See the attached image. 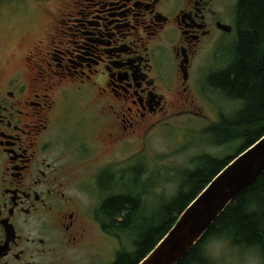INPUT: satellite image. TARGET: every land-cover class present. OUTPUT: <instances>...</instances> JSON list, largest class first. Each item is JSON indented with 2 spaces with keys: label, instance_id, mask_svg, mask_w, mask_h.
<instances>
[{
  "label": "flooded vegetation",
  "instance_id": "obj_1",
  "mask_svg": "<svg viewBox=\"0 0 264 264\" xmlns=\"http://www.w3.org/2000/svg\"><path fill=\"white\" fill-rule=\"evenodd\" d=\"M31 1L52 21L0 25V264H75L117 194L101 173L117 161L93 156L194 111L196 59L235 27L212 0Z\"/></svg>",
  "mask_w": 264,
  "mask_h": 264
},
{
  "label": "trees",
  "instance_id": "obj_2",
  "mask_svg": "<svg viewBox=\"0 0 264 264\" xmlns=\"http://www.w3.org/2000/svg\"><path fill=\"white\" fill-rule=\"evenodd\" d=\"M236 40L233 58L227 67L212 71L207 83L242 107L231 115L220 114L205 129L217 146L237 143L232 155L202 154L196 167L188 171L179 193L163 205L155 218L142 214L135 184L126 183L121 191L119 177L102 179L103 189L117 187L101 208L107 219L103 229L136 235L132 251H120L113 264H138L167 234L183 210L233 158L264 135V0H238L235 10ZM239 143V144H238ZM225 240L235 248L256 252L264 264V174L233 201L201 241L179 264H216L207 250L209 241Z\"/></svg>",
  "mask_w": 264,
  "mask_h": 264
},
{
  "label": "rangeland",
  "instance_id": "obj_3",
  "mask_svg": "<svg viewBox=\"0 0 264 264\" xmlns=\"http://www.w3.org/2000/svg\"><path fill=\"white\" fill-rule=\"evenodd\" d=\"M212 2L215 10L218 9L221 15L225 16L226 23L235 27L238 0ZM59 6L60 0H52L50 11L57 12ZM41 11L44 14L38 12L31 0L22 3L17 9L0 6V25L33 23L39 14L38 23L46 25L52 19L49 11ZM236 35L235 28L231 34H224L216 46L210 47L208 42L204 44L196 59L197 67L192 72L194 82L197 79L200 83L197 85L195 82L191 89L192 97L195 99L194 111L173 116L174 118L155 128L144 140L140 137L135 143L126 144L123 152L118 155L112 150L104 149L92 158L94 165L102 167L106 162L117 161L119 167L114 164L115 162H111L109 165H115L113 168L101 171L103 179L105 175L110 179L119 177V189L122 192L126 191L124 188L126 183L135 184V192L143 206L142 211L139 209V214L148 220H153L161 207L179 193L185 174L196 167L198 156L210 154L222 157L235 152L237 143L214 145L210 142V135L205 133V129L218 121L220 114L231 115L242 107L241 102L226 98L207 83V76L212 71L230 64ZM0 50L8 54L13 51V47L9 41L0 38ZM113 186L108 191L116 193L118 188ZM100 195L103 194L100 192ZM91 231L92 239L86 246L69 252L75 264H113L118 252L132 251L134 248L133 241L136 235L133 233L117 231L110 234L104 230L103 235L97 226ZM207 250L216 264H263L256 252L235 248L225 240L209 241Z\"/></svg>",
  "mask_w": 264,
  "mask_h": 264
},
{
  "label": "water",
  "instance_id": "obj_4",
  "mask_svg": "<svg viewBox=\"0 0 264 264\" xmlns=\"http://www.w3.org/2000/svg\"><path fill=\"white\" fill-rule=\"evenodd\" d=\"M222 29L231 32L232 25L222 24ZM263 174L264 135L220 170L138 264H179L226 208Z\"/></svg>",
  "mask_w": 264,
  "mask_h": 264
}]
</instances>
